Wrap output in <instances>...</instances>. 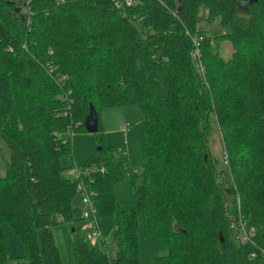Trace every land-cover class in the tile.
Returning <instances> with one entry per match:
<instances>
[{"label": "trees", "instance_id": "16d2710c", "mask_svg": "<svg viewBox=\"0 0 264 264\" xmlns=\"http://www.w3.org/2000/svg\"><path fill=\"white\" fill-rule=\"evenodd\" d=\"M201 8L229 26L216 35L229 38L228 58L211 36L194 38ZM130 102L143 129L132 206L114 194L134 177L128 156L102 142V129L82 165L98 221L114 217L120 253L76 237V264H139L137 211L146 237L168 241L155 264H264V0H0V139L10 150L0 264L11 258L3 222L30 264H62L51 226L74 219L80 180L63 172L67 132L86 130L91 106L99 131L101 107Z\"/></svg>", "mask_w": 264, "mask_h": 264}, {"label": "rangeland", "instance_id": "374dc122", "mask_svg": "<svg viewBox=\"0 0 264 264\" xmlns=\"http://www.w3.org/2000/svg\"><path fill=\"white\" fill-rule=\"evenodd\" d=\"M17 7H19L18 4ZM18 9H22L25 12L28 10V6L23 4L22 8L19 7ZM199 14L198 33L196 32L194 38H201L203 36L204 39H207L205 35L211 36L210 39H213L212 45H215L216 41H218L217 48L220 54L224 58L231 56L233 47L229 38L226 36H216L217 34L228 32L230 30L229 26L223 25L218 15H215L209 20L205 8H201ZM193 43L196 47L197 39H193ZM194 51L195 56H199V48ZM141 115L142 110L136 102L103 106L99 109V118L102 124L99 131L91 132L82 129L68 131L67 135L72 136L73 154L63 156L61 159L64 174L70 175V169L73 167H82L86 159L98 148V138L103 130L102 142L108 146H115L121 153L128 156L134 177L126 176L118 180L114 184V194L122 207L130 208L132 206L131 180L133 178L136 183H141L143 180L142 158L139 150V142L143 136L142 124L140 122ZM211 146L214 157L219 160V163H222L221 160L223 158L222 161L224 163L225 156L221 153V141L218 133H214ZM9 153L10 150L7 143L3 139H0V176L6 173V162L9 159ZM85 208L86 206L83 202L82 195L77 191L71 198V211L74 219L60 221L51 226L62 264H76L73 250V240L76 237L87 240L90 244L97 245L102 249L105 248L102 241H100L101 238L98 236H94L91 239L87 238V231L90 228L85 226L84 221H82ZM136 215L140 257L139 264H155L156 258L159 255L168 253V241L165 238L146 237L143 231L142 215L139 211H137ZM99 222L102 238H104L107 245V250L112 256H118L120 249L114 234V217L111 215L100 216ZM2 227L7 233L8 254L11 257L6 264H30L28 259L24 257L23 247L17 235L10 229L6 222L2 223ZM38 238H41L40 229L38 230Z\"/></svg>", "mask_w": 264, "mask_h": 264}, {"label": "built area", "instance_id": "2783aa9c", "mask_svg": "<svg viewBox=\"0 0 264 264\" xmlns=\"http://www.w3.org/2000/svg\"><path fill=\"white\" fill-rule=\"evenodd\" d=\"M113 1L115 5H117L118 7L122 5L125 7L126 5L133 4L135 0H113ZM87 172L88 170L84 167L76 166L70 169V173L80 179L76 185V189L78 192L81 193L83 202L86 206L83 215V221L85 223V226H88L90 228V230L87 231V237L89 239L93 238L94 236H98L99 238H102L100 223L96 216V207L94 206L90 194L88 192V189L82 179L87 175L86 174ZM245 238L246 235L244 232V235H242V240H245Z\"/></svg>", "mask_w": 264, "mask_h": 264}, {"label": "water", "instance_id": "95a60500", "mask_svg": "<svg viewBox=\"0 0 264 264\" xmlns=\"http://www.w3.org/2000/svg\"><path fill=\"white\" fill-rule=\"evenodd\" d=\"M92 111H93V107L91 106L90 112L84 121L86 130L91 131V132L97 131L98 129V121H97V118L93 115Z\"/></svg>", "mask_w": 264, "mask_h": 264}, {"label": "crops", "instance_id": "0c3cea01", "mask_svg": "<svg viewBox=\"0 0 264 264\" xmlns=\"http://www.w3.org/2000/svg\"><path fill=\"white\" fill-rule=\"evenodd\" d=\"M82 221H83V219H82ZM101 239H103V240H104V238H101Z\"/></svg>", "mask_w": 264, "mask_h": 264}]
</instances>
